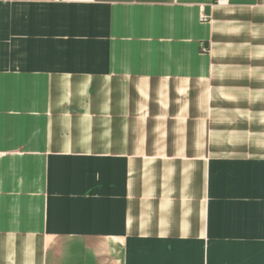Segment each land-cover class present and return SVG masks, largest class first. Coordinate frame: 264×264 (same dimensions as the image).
Returning a JSON list of instances; mask_svg holds the SVG:
<instances>
[{
    "label": "crops",
    "instance_id": "crops-1",
    "mask_svg": "<svg viewBox=\"0 0 264 264\" xmlns=\"http://www.w3.org/2000/svg\"><path fill=\"white\" fill-rule=\"evenodd\" d=\"M225 3L0 0V264H264V0Z\"/></svg>",
    "mask_w": 264,
    "mask_h": 264
},
{
    "label": "rangeland",
    "instance_id": "rangeland-1",
    "mask_svg": "<svg viewBox=\"0 0 264 264\" xmlns=\"http://www.w3.org/2000/svg\"><path fill=\"white\" fill-rule=\"evenodd\" d=\"M224 4H226V3H224ZM260 111H261V106L256 105V107L254 108V115L253 116L250 114V112L246 114L245 122L247 123L246 125L248 127H250L252 124L253 126L255 125V127H254L255 130L258 128L257 125H259L261 122V116L259 115ZM225 139H223V140H225ZM184 141H185V139H184Z\"/></svg>",
    "mask_w": 264,
    "mask_h": 264
},
{
    "label": "built area",
    "instance_id": "built-area-1",
    "mask_svg": "<svg viewBox=\"0 0 264 264\" xmlns=\"http://www.w3.org/2000/svg\"><path fill=\"white\" fill-rule=\"evenodd\" d=\"M55 2H89L91 0H53ZM216 4L222 5L225 3V0H215Z\"/></svg>",
    "mask_w": 264,
    "mask_h": 264
}]
</instances>
